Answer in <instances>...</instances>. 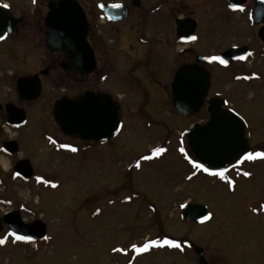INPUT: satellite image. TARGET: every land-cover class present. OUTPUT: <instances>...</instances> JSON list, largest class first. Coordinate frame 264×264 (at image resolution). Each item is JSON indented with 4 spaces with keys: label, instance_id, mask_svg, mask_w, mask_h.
I'll use <instances>...</instances> for the list:
<instances>
[{
    "label": "rangeland",
    "instance_id": "obj_1",
    "mask_svg": "<svg viewBox=\"0 0 264 264\" xmlns=\"http://www.w3.org/2000/svg\"><path fill=\"white\" fill-rule=\"evenodd\" d=\"M152 1L154 7L161 2ZM205 1H180L179 16L197 17L205 26L196 36L197 45L182 47L175 42L174 18L167 10L154 15L160 25L167 24L156 30L159 44L152 50H159L158 56L144 60L120 54L114 66L118 64L121 72L134 70L132 77L140 82L119 80L116 92L122 94L123 127L111 145L98 147L99 154L82 151L59 157L52 149V137V141L43 139L40 145L39 134L46 124L44 113L51 116L49 98L53 97L55 81L53 75L45 79L44 98L33 113L30 111L28 129L23 134L33 144L25 142L22 154L30 155L38 175L29 185L11 191L35 219L47 225L48 237L38 244H22L3 236L0 264H122L114 249L135 242L138 245L147 236L154 238L162 233L179 237L190 231L194 241L205 247L212 263H230L229 247L237 243L252 246L256 262L264 264V214L256 212L257 205L264 201V163L244 168L252 172L250 178L230 177L235 184L233 190L228 181L196 170L180 152L182 147L187 152L184 132L209 118L206 107L192 118L179 115L173 107L170 84L181 64L192 61L180 50L195 48L198 53L218 54L246 40L243 20L234 17L228 25L224 7L211 13ZM211 17L216 23L213 29ZM164 33L167 37L162 36ZM27 50L32 53L28 46ZM208 69L212 75L209 98L227 100L248 126L251 149L264 150V58L252 57L247 63L227 68L214 63ZM159 147L165 152L152 160H141V167H135L137 160ZM51 177L54 179L49 180ZM53 183L57 187H52ZM188 202L205 206L211 221L197 225L185 221L181 208ZM149 250L151 254L136 260L137 264H193L190 257L182 263L177 248Z\"/></svg>",
    "mask_w": 264,
    "mask_h": 264
},
{
    "label": "flooded vegetation",
    "instance_id": "obj_2",
    "mask_svg": "<svg viewBox=\"0 0 264 264\" xmlns=\"http://www.w3.org/2000/svg\"><path fill=\"white\" fill-rule=\"evenodd\" d=\"M64 1L77 2L80 6L82 12L75 16V18L79 21L80 25H87V49L83 47V40L79 41V48L71 47L69 53L50 49L49 41L53 43V39L55 40V44L67 41L66 38L62 37L48 38L46 26L49 15L53 10H59L61 8V3ZM160 1L161 2L154 7L152 0H0V14H4L5 16V22L0 23V29L3 28V31L0 32V36L4 37V39H0V189L3 192V196L0 197V205L4 206L2 207L3 213L0 215V220L16 212L19 213L18 216L24 224H31L36 220H40L39 218L35 219L33 214L26 210L22 203H19V199L14 197L11 190L19 189L20 185L23 184L29 185L38 175L36 166L32 165L31 159H29L30 155L27 153L24 157L22 154L25 142L29 145L33 144L31 141L25 139L23 134L30 122V111L33 113L32 110H34L35 106L44 98L46 78L52 75L54 76L55 81L52 87V96L57 97L54 99L53 97L49 98V104H51L50 118L45 116V110H43L46 124L42 126V130L39 134L41 141L40 145L43 139L52 141L53 138L52 149L59 157L71 156L76 152L80 154L82 151L88 152V154L90 151H94L96 154H99V146L111 145L119 135L107 142L84 141L76 137L64 135L59 130L53 116L55 103L62 98H74L87 93L107 94L110 102H118L121 106V122L123 125V112L125 110L122 106V94L116 92L118 82L119 80H125L128 83L135 82L136 84L140 82V80L136 77H132L134 70L121 72L118 64L114 66L120 54L125 53L130 59H142V57H144V60L150 58L152 55L154 58L158 56L156 53H158L159 50H157L156 53L152 50L159 44L155 37L157 34L156 30L163 29L166 23L164 24L161 22L162 25H160V23L154 19V15L163 14V12L165 13L167 10L171 11L173 14V27L176 36L175 42L177 41L178 44L180 42L181 44L179 45L185 47L184 45L187 44L177 33L176 21L179 18L195 20L197 24L195 37L200 32L202 34V30L205 26H203L204 24H200L197 17L194 19L179 16L181 0ZM219 1L221 4L223 3L222 6H220L221 4L218 0H206L204 4H206V9L211 13L224 7L227 11L225 23L228 25L231 21H234V17L237 18V21H244L245 29L241 27L242 34L246 40L239 47H247V60L245 62H234L230 65H242L243 63H247L252 57H261L263 59L264 0L233 1L236 5L242 7L244 9L243 11L233 10L231 7L232 3L229 0ZM257 3L261 5L262 11L253 18ZM5 4H7L8 7H3ZM69 8L73 9L72 6ZM64 17V12H61L59 18ZM212 20L213 18L211 17V29H213L216 24L215 22L213 23ZM153 24H156L154 27L155 31H153ZM236 29V33L238 34V27ZM162 36L167 37V34L164 33ZM160 40V46L163 47V39ZM193 44L197 45L195 41ZM26 46L31 48L32 53H28L29 50L26 52ZM248 46H251V48ZM148 49H150V53L147 52ZM41 50L44 52L43 54H41ZM89 50L92 51L96 64L91 73L84 74V72L89 70V67L86 65L87 61L90 59ZM180 52L184 55H189L192 59L190 62H184L181 66L195 64L200 56L211 57L223 53H198L199 51L195 48H183ZM73 59L80 60L82 65H74L72 62ZM201 65L208 69L212 64ZM26 77H38L40 80L41 94L37 100H26L18 91L17 86L19 80ZM3 88H6V90L4 91ZM46 106H48V104H46ZM45 108L46 107H44V109ZM22 112L26 114V124H18L21 122ZM61 145H69L70 147L62 148ZM71 147H75L77 151L72 152L70 150ZM69 151L70 153H68ZM256 151L259 150H250V152ZM20 161H28L30 163L33 169V176L31 178L27 179L18 174L17 167ZM260 163H264V159L257 158L254 161L246 160L242 164L234 163L228 167L225 174L228 178L232 177L236 180H244L250 178L252 175L251 171H247L244 168H249L250 166L255 167L260 165ZM195 169L203 172L202 169ZM245 171L249 172L250 176H243V172ZM44 176L43 174L40 178L41 182L45 179ZM52 179H54V177H51L49 180ZM217 179L221 180L219 177H217ZM222 181H225L224 183L227 182V180ZM259 211H262L264 214V201L257 205L256 212ZM26 215L33 218H27ZM12 216L15 215L12 214ZM189 224L197 225L190 222ZM190 233H183V235L179 237L163 235L162 233L160 236L158 235L154 238L147 236L141 239L138 245L137 242H135V244L126 245L124 248L117 249L115 252L122 258V264H137L136 260L146 258L151 254V251L148 250L144 253H137L133 250L132 245L140 247L150 240L171 239L181 245L180 248H177V252L182 259V263L186 261V257H190L189 259L192 258L191 263L200 264V257L195 251V246H198L203 249V258L206 264H217L216 262L212 263L208 258L205 247L197 244L192 236L189 235ZM3 236L7 237L10 241L17 242L12 235L11 229L8 228V224L1 221L0 238ZM18 242L22 244L39 243L31 241ZM165 248L166 246L153 247L151 249L162 252ZM229 248L231 250L229 253L232 255L230 256V263L227 264H258L256 258L253 256L252 251L254 248L252 246H239L236 243Z\"/></svg>",
    "mask_w": 264,
    "mask_h": 264
},
{
    "label": "water",
    "instance_id": "obj_3",
    "mask_svg": "<svg viewBox=\"0 0 264 264\" xmlns=\"http://www.w3.org/2000/svg\"><path fill=\"white\" fill-rule=\"evenodd\" d=\"M232 5H236L229 0ZM73 7L70 9L69 7ZM261 5L257 3L253 18L261 13ZM64 12V18H59ZM77 2L64 1L59 10H53L47 19L48 38H66L67 41L55 44L49 41L50 49L69 53L71 47L79 48V41L83 40L87 49V25H80L75 18L81 13ZM263 13V12H262ZM5 22L4 14H0V23ZM177 33L184 40H191L195 35L197 24L192 19H178ZM3 28L0 29V32ZM263 37L262 33L260 32ZM73 40V41H72ZM248 49L232 48L219 56L231 62L245 59ZM90 59L86 64L91 73L95 67V59L89 50ZM74 65H82L80 60H72ZM206 57H198L195 64L181 66L171 83L173 107L183 117H194L201 109L208 105L209 120L204 124H195L185 132V140L190 156L198 163L204 164L211 170L227 169L229 165L237 163V157L250 152L245 121L235 112L226 108L227 102L221 98H212L206 101L211 89L212 76L201 65L212 64ZM83 73V72H80ZM18 91L26 100H37L41 94V84L38 77L22 78L18 82ZM53 116L61 133L79 138L84 141L107 142L115 138L120 132L121 106L118 102H110L107 94H83L74 98H62L55 103ZM26 124V114L22 112L21 122ZM18 174L24 178L33 176V169L28 161H20L17 167ZM14 214L15 216H12ZM5 216L1 221L8 224V228L16 235L31 237V241H44L47 237V226L41 220L31 224H24L19 213ZM205 206L199 204H186L182 209V218L190 223L203 224L209 221L202 218L208 216ZM10 217V218H9ZM11 220V221H10ZM196 254L200 257V264H206L203 258V249L195 246Z\"/></svg>",
    "mask_w": 264,
    "mask_h": 264
},
{
    "label": "snow or ice",
    "instance_id": "obj_4",
    "mask_svg": "<svg viewBox=\"0 0 264 264\" xmlns=\"http://www.w3.org/2000/svg\"><path fill=\"white\" fill-rule=\"evenodd\" d=\"M3 7H8V5L5 4V5H3ZM231 7L233 8V10H239V11L244 10L242 7H239L238 5H232ZM0 39H4V37L0 36ZM190 39L196 40L197 37L192 36V37H190ZM206 59H208L210 61H219V63L222 65H226L228 63V61L222 59L220 56L206 57ZM120 127L122 128L123 125H120ZM61 147L62 148H69L70 146L69 145H61ZM70 150L72 152L77 151V149L75 147H71ZM164 152H165V149L163 147H159V148L154 149V151L150 155L143 156L140 158V160H137L135 167L136 168L141 167V160H152L156 157H159ZM180 152L183 153L184 156L189 159V162L192 163L195 168L202 169L203 172L208 173L211 176L219 177L221 180H227L229 187L233 188V190H234V181H231L225 174L227 169L211 170L209 167H206L204 164L198 163L197 161H195L191 157H189L188 153L185 151V149L183 147L180 148ZM257 158L264 159V151L245 152L242 156L237 157V163L242 164L246 160L247 161H254ZM243 176L248 177V176H250V173L245 171V172H243ZM44 182L48 183V181H44ZM51 186L54 188L57 187V185L54 183L51 184ZM127 199H131V197H128ZM210 216H211V214H209L208 216H204L202 218L201 222H203L204 220L210 219ZM12 235L15 237V239L17 241H30L31 240V237H28V236L16 235L15 233H12ZM3 243H5V240L0 239V244H3ZM164 246L175 247V248L181 247V245L174 240L164 239V240H150V241L144 243L140 247H137L136 245H132V248L137 253H144L153 247H164ZM114 251H116V250L114 249Z\"/></svg>",
    "mask_w": 264,
    "mask_h": 264
}]
</instances>
